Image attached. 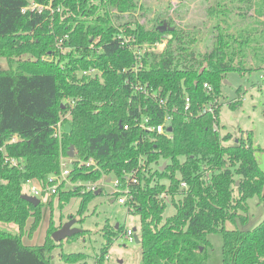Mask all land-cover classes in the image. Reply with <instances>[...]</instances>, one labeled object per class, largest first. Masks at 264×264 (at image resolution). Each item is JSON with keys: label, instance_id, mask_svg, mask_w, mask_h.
Returning <instances> with one entry per match:
<instances>
[{"label": "trees", "instance_id": "obj_1", "mask_svg": "<svg viewBox=\"0 0 264 264\" xmlns=\"http://www.w3.org/2000/svg\"><path fill=\"white\" fill-rule=\"evenodd\" d=\"M32 1L49 7L23 12ZM219 5V10L209 8L220 17L211 46L199 53L196 25L185 29L161 15L152 26L122 23L123 13L146 9L141 0H0V57L27 53L36 59L20 61L15 69L0 65V222H14L23 231L33 217L32 229L39 227L44 203L26 201L23 185L31 179L49 185L50 176L62 171V155L74 146L72 180L86 184L114 175L121 188H130L134 213L141 218L142 264H208L213 233L223 235V264H264V219L252 229L226 228L238 219L246 224L251 197L264 202V171L252 136L230 143L233 134L215 130L211 114H197L213 99L204 83L220 96L226 73L264 70V21L259 19L264 0L255 2L257 19L236 30L228 0ZM164 40V50L157 51L155 45ZM145 43L150 47L136 71L132 48ZM91 68L102 74H84ZM139 83L148 95L135 90ZM159 89L174 116L171 138L136 122L142 111L155 126L163 121L165 111L151 97ZM186 95L192 100L189 111ZM67 111L70 117L57 138L54 128ZM84 183L69 189L61 184L54 193L60 206L80 196L83 213L96 195L85 191ZM168 201L175 213L165 218ZM55 230L34 246L26 245L22 234L0 229V264H52ZM116 231L126 229L105 226L99 264H105ZM83 258L81 252L64 254L71 264H88Z\"/></svg>", "mask_w": 264, "mask_h": 264}, {"label": "rangeland", "instance_id": "obj_2", "mask_svg": "<svg viewBox=\"0 0 264 264\" xmlns=\"http://www.w3.org/2000/svg\"><path fill=\"white\" fill-rule=\"evenodd\" d=\"M220 0H141L142 5L146 9H139L132 13H123L121 21H138L145 23L149 26L154 25L157 16H165L167 19L172 18L177 25L185 29L197 26V42L194 48L200 53L206 52L211 46V41L215 35L214 25L220 22V17L215 14H210L209 8L219 10ZM253 1L252 6L249 7L248 0H228L229 10L231 8L230 21L233 28H241L247 26L257 19V13L254 12V5L256 0ZM146 11L145 14H142ZM242 13V14H241ZM114 17V16H113ZM229 19V18H228ZM264 21V17H259ZM134 26V25H132ZM166 42V41H165ZM156 50H162L164 45L155 46ZM36 60L30 54H24L22 57L8 59L6 56L0 57V65L3 69L17 68L21 61H34ZM19 63V64H18ZM221 103V125L220 131L222 135L227 132L233 134L230 143H233L235 138L248 139L252 136V144L255 147V157L260 168L264 171V70H253L251 72L239 73L230 71L225 74L221 85L220 93ZM238 102L239 105H238ZM70 117V112H66L62 116L63 121L65 118ZM63 157V159H62ZM62 161H65L69 168L71 167V159L69 154H63ZM163 161V160H162ZM62 168V164H61ZM62 172V171H61ZM60 172V173H61ZM60 175V174H59ZM108 179L111 181L108 182ZM116 177L111 175L108 178L104 175L98 181L102 186V192L96 194L94 199L89 204L88 208L83 212H79L81 205V197H72L65 205L60 206L58 196L52 192L54 184H64L65 189L77 187L84 183L81 180H72L70 175L62 181V177L56 182H50L49 185L42 186L37 180H32L24 184V194L35 195L44 207L42 209V221L39 227L35 230L32 229L34 218H28V222L21 231L19 226L14 223L0 222V229L22 234L23 241L26 245H42L45 243L48 234L52 229H60L62 226L72 220L75 221L73 227L76 229L85 230L79 236L68 237L62 242H55V246L50 254H52V264H71L64 260V254L84 253L83 260L88 264H99L100 256L103 253L102 248L106 244V236L103 235L105 226H115L120 224L126 230L136 229L135 234L140 235L141 218L138 214L131 212L127 205L120 204L114 196L117 190L115 185ZM91 182V183H94ZM164 182H168L164 180ZM90 183V182H89ZM32 186L40 188V192L34 193ZM85 191L88 190L87 183L83 184ZM113 200V201H112ZM249 219L246 224H243L240 219L237 223L229 221L226 224L227 229L238 227L242 230L252 229L259 225L264 219V202H261L260 197L253 196L248 201ZM175 213V206L171 201L164 211L163 217L167 218ZM51 228V229H50ZM124 231L118 232L113 239V243L105 256V264H142V251L140 243L130 241L123 235ZM53 233V232H52ZM211 248L209 251L208 264H223V235L221 233H213L210 235ZM74 264H80L76 262Z\"/></svg>", "mask_w": 264, "mask_h": 264}, {"label": "built area", "instance_id": "obj_3", "mask_svg": "<svg viewBox=\"0 0 264 264\" xmlns=\"http://www.w3.org/2000/svg\"><path fill=\"white\" fill-rule=\"evenodd\" d=\"M46 7H49V6H46V5H43L40 3L38 4V3L32 1L28 6L23 7L22 11L27 12L28 10H38L41 12ZM125 40H127V38ZM165 41L166 40H164L162 42H157V44L155 46L164 45V47H165L166 42H167V41L166 42ZM151 46H154V45H151ZM148 47H150V45L145 43L142 45L136 44L132 48V50L134 51V54L136 56V66H135L136 71H138L139 70L138 68H141L142 65L144 64L143 56L147 50L146 48H148ZM163 48H162V50H164ZM84 74H89V75L99 74V75H101L102 72L97 68H91V70H89V71H84ZM135 90L138 93H145L147 95L149 94V90H148L147 86L143 85V84L141 85L140 83L135 86ZM203 90L208 95L210 94L213 99L211 101H209L207 104L200 106L197 109V114H200V115L206 114V113L211 114L213 116V127L215 130H219L220 124H221L220 123L221 122V116L218 115V108L221 105L220 98H219V96H217V93L215 92L214 87L211 83H207V82L204 83ZM160 95H161L160 89L157 92L151 93V97H153L155 99H159V106L161 108H163L165 111L163 121L159 125L155 126V125L151 124V116L147 115L146 113H144L142 111L140 118H137L136 122L138 123V125L145 128L149 132H155L158 134H166L171 138V137H173V133H172V131H169V127H172V121H173L174 116H172V113L168 110V106H169L168 105V99L163 98ZM185 99H186L185 110L189 111L191 109V106H192V100L189 98L188 95H186ZM68 101L69 100H67V102ZM71 104L74 105L75 102H72ZM190 115H193V113L190 112ZM62 128H63V120L59 121V123L55 126L54 136H56L57 138H62V136H61ZM15 139L16 138H14L12 140L14 141ZM62 159H63V157H62ZM70 159H71V157H70ZM7 162H8V159H7ZM11 163L16 164L17 161L15 159H12ZM90 163H93V161H90ZM61 164H62V168H61L62 172L60 173V175L59 174L51 175L49 178L50 182H56L60 178V176L62 177V181H63L67 178V176H69L71 174V169L69 168L68 164L65 161H62ZM94 164H95V160H94ZM30 181L31 180H28L27 182H30ZM79 184H82V182ZM87 185H88V190L92 191V192H94V191L97 192L100 189V187L102 186L101 184H98V182H94V183L88 182ZM115 185L117 188L115 193H120L118 195V197H116V200L119 201L120 204H122V205H128L129 204V206H131V209L133 210L134 209V201H133V195L130 191V188L129 187H127L125 189L121 188L120 180L117 178L115 180ZM184 185L186 186V183H184ZM53 186H54V188H53L52 192L56 193L59 189V185L54 184ZM32 190L34 193H38V192H40L41 189L36 187V186H32ZM162 197L165 199H168L167 194H163ZM123 235H125L126 238L130 241H134L136 239L135 229L134 230H132V229L126 230L125 233H123Z\"/></svg>", "mask_w": 264, "mask_h": 264}, {"label": "water", "instance_id": "obj_4", "mask_svg": "<svg viewBox=\"0 0 264 264\" xmlns=\"http://www.w3.org/2000/svg\"><path fill=\"white\" fill-rule=\"evenodd\" d=\"M163 29H166L168 24L167 22L164 23L163 25ZM65 130L66 131H70L71 130V125L70 124H66L65 125ZM169 131H172V127H169ZM69 156L71 158H74L75 157V152H74V146H71L70 149H69ZM166 163H164L161 167L162 169H165V166ZM111 180L108 179V182H110ZM102 192L101 189H99L96 194H100ZM26 201L28 200L29 202H31L32 204H34L35 206H38L40 205V198H38L37 196L35 195H30V194H23L22 196ZM113 201V200H112ZM75 223L74 220L70 221V222H67L65 223L62 228L60 229H57L55 230L53 233H52V237L54 238V240L56 242H62V240L68 238V237H72L76 234H79V232L82 230V229H76L73 227V224ZM119 227V224L116 225V228ZM136 230V229H135ZM136 235V242H140V238H139V235L135 234Z\"/></svg>", "mask_w": 264, "mask_h": 264}]
</instances>
